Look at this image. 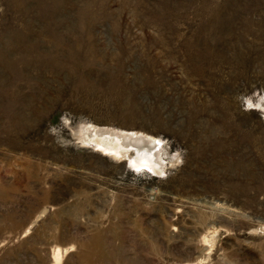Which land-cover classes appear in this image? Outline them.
<instances>
[{
	"label": "rangeland",
	"instance_id": "1",
	"mask_svg": "<svg viewBox=\"0 0 264 264\" xmlns=\"http://www.w3.org/2000/svg\"><path fill=\"white\" fill-rule=\"evenodd\" d=\"M0 264H264V0H0Z\"/></svg>",
	"mask_w": 264,
	"mask_h": 264
},
{
	"label": "bare ground",
	"instance_id": "2",
	"mask_svg": "<svg viewBox=\"0 0 264 264\" xmlns=\"http://www.w3.org/2000/svg\"><path fill=\"white\" fill-rule=\"evenodd\" d=\"M119 140L122 142V146L125 148L133 147L135 149H141V148L154 149L156 147V143L154 140L143 138V137H138V136H123V137L119 138ZM121 142H119V144ZM100 147L104 152L107 151V147H105L104 144H101ZM108 149L110 150L111 153L114 154V156L124 157V153L122 152V150L121 151L115 150V149H113V147L111 148V146ZM119 149H120V147H119ZM125 155H126V153H125Z\"/></svg>",
	"mask_w": 264,
	"mask_h": 264
},
{
	"label": "snow or ice",
	"instance_id": "3",
	"mask_svg": "<svg viewBox=\"0 0 264 264\" xmlns=\"http://www.w3.org/2000/svg\"><path fill=\"white\" fill-rule=\"evenodd\" d=\"M251 106V105H250Z\"/></svg>",
	"mask_w": 264,
	"mask_h": 264
}]
</instances>
